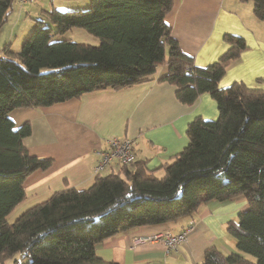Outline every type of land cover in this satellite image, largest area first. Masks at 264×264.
Masks as SVG:
<instances>
[{"label": "trees", "instance_id": "trees-1", "mask_svg": "<svg viewBox=\"0 0 264 264\" xmlns=\"http://www.w3.org/2000/svg\"><path fill=\"white\" fill-rule=\"evenodd\" d=\"M15 1L0 0V29ZM240 1L251 2L254 17L264 22V0ZM172 5L173 0H90L83 11L51 9L36 16L18 51L8 43L1 49V262L114 264L96 256V245L132 229L191 217L209 201L242 197L247 209L226 227L239 253L211 248L200 264H264V90L242 82L219 88L228 65L246 50L244 39L225 34L228 49L214 63L198 67L164 22ZM73 28L99 43L53 39ZM164 65L166 73L159 80L175 87L178 102L190 106L207 93L217 118L190 121L186 146L155 169L148 160L135 158L96 175L86 189L54 192L8 221L25 198L24 180L52 164L28 154L22 140L30 126L15 127L9 113L104 89H130L152 81Z\"/></svg>", "mask_w": 264, "mask_h": 264}, {"label": "crops", "instance_id": "crops-1", "mask_svg": "<svg viewBox=\"0 0 264 264\" xmlns=\"http://www.w3.org/2000/svg\"><path fill=\"white\" fill-rule=\"evenodd\" d=\"M23 9L18 8L17 17L22 16ZM252 11L249 1L173 0L164 22L182 53L191 57L198 67L214 63L228 49L223 40L225 34L244 39L246 50L228 65L218 86L225 88L242 82L249 88L264 90V22L256 19ZM24 26L22 36L29 28ZM1 30L4 33L0 35V46L8 43L17 48L22 36L13 32L5 34L8 31L4 26ZM165 73L164 65L158 67L152 81L130 89H104L49 107L11 111L9 118L15 127L25 123L30 126V134L22 140L28 154L50 159L52 164L24 180L25 198L8 216V221L12 222L54 192L88 188L95 179L99 154L108 149L111 137L132 140L135 158L148 160V167L155 169L186 146L190 121L197 116L210 121L217 118L216 104L207 93L190 106L178 102L175 87L159 80ZM118 167L114 161L100 174L106 175ZM236 198L234 211L246 210L244 198ZM228 202L209 201L191 217L119 233L96 245L95 254L114 264H200L204 253L211 248L229 254L230 241L224 233L228 215L232 213L227 212ZM190 221L194 227L175 253H166L158 240L132 246L136 237L164 232L177 234Z\"/></svg>", "mask_w": 264, "mask_h": 264}, {"label": "rangeland", "instance_id": "rangeland-1", "mask_svg": "<svg viewBox=\"0 0 264 264\" xmlns=\"http://www.w3.org/2000/svg\"><path fill=\"white\" fill-rule=\"evenodd\" d=\"M89 1L90 0H30L25 5L24 4L20 5L18 1H15V3L13 4L12 11L8 15L7 21L3 25L4 27H7V31H8V32H5V34L13 32V33H17L15 34L16 36H22V30L25 27L24 25L26 24L27 27L29 28L27 29V31L25 30V32H23L24 35L22 36L18 47L16 48V45H13V46H10L11 49L13 51H18L21 48L23 41L28 37L29 33L34 27L36 16H39L42 18V16L44 15V12L45 11L47 12L51 9H55V10L62 11V12L63 11H83L89 8ZM22 7L24 8L23 13H22V16L19 18V16L17 17V10L18 8L21 9ZM1 29H0V35H3L4 30H1ZM53 39L54 40L69 39L70 41H73V42L90 44V45H97L99 43L97 38L88 34L85 30L80 29V28H73L65 32L62 35L55 36ZM5 44L7 43H3L2 46H0V51ZM211 120H214V119H211ZM104 173L105 172H103L102 174ZM236 199L237 198H233L229 200L228 203H226V205L228 206L227 212L229 211L232 212L228 215V219H227L228 222L229 221L237 222V215L241 212L239 210L236 212L234 211V207H236V205L238 204ZM231 208H232V211H231ZM224 233H225V236L227 237V240L229 239L230 241L229 244H227L229 250L231 252L239 253L235 248L234 239L227 233L226 228H225ZM137 238L139 237H136L133 239L132 246L136 247V246L145 244V243L135 244L134 241ZM146 243H149V242H146ZM241 255L245 256L246 258H249L250 260H254V257L250 255H247V254H241ZM0 264H12V260H6L3 262L0 261Z\"/></svg>", "mask_w": 264, "mask_h": 264}, {"label": "built area", "instance_id": "built-area-1", "mask_svg": "<svg viewBox=\"0 0 264 264\" xmlns=\"http://www.w3.org/2000/svg\"><path fill=\"white\" fill-rule=\"evenodd\" d=\"M30 0H18L20 4H25ZM133 142L127 138L111 137L108 139V149L100 152L99 159L94 167V175H99L112 162H118L119 165L131 164L135 156L133 154ZM194 225L190 221L188 225L177 234L164 232L152 236L139 237L134 242L141 244L146 242L161 241L166 253H175L179 250L180 244L184 243L188 234L192 231Z\"/></svg>", "mask_w": 264, "mask_h": 264}]
</instances>
